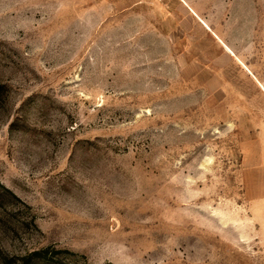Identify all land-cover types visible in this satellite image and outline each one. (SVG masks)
<instances>
[{
    "label": "rangeland",
    "instance_id": "1",
    "mask_svg": "<svg viewBox=\"0 0 264 264\" xmlns=\"http://www.w3.org/2000/svg\"><path fill=\"white\" fill-rule=\"evenodd\" d=\"M264 264V0H0V264Z\"/></svg>",
    "mask_w": 264,
    "mask_h": 264
},
{
    "label": "trees",
    "instance_id": "2",
    "mask_svg": "<svg viewBox=\"0 0 264 264\" xmlns=\"http://www.w3.org/2000/svg\"><path fill=\"white\" fill-rule=\"evenodd\" d=\"M46 249H37L32 252H30L25 258L24 262L22 264H29L30 261L43 258L45 256Z\"/></svg>",
    "mask_w": 264,
    "mask_h": 264
}]
</instances>
